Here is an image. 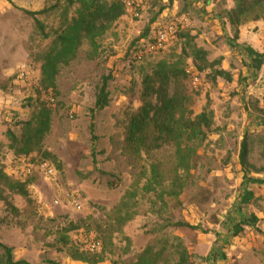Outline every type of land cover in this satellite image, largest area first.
<instances>
[{
    "label": "rangeland",
    "instance_id": "rangeland-1",
    "mask_svg": "<svg viewBox=\"0 0 264 264\" xmlns=\"http://www.w3.org/2000/svg\"><path fill=\"white\" fill-rule=\"evenodd\" d=\"M56 3L55 11L37 17L49 35L45 40L23 11L37 12ZM233 6L231 0H141L139 17L126 11L99 41L98 58L89 60V46L83 43L76 59L59 71L53 96L39 88L38 59L78 6H69L68 0H0V85L10 101L1 125L19 137L21 123L47 102L51 126L42 149L56 159L48 160L56 170L54 179L35 170L23 177V166L43 161L41 155L17 158L9 142L0 145V173L13 181L31 180L25 195L9 191L0 180V243L12 249L14 261L133 264L148 246L165 249L164 258L173 260V247L181 243L190 254L189 264H264V186L248 187L255 200L237 210L247 188L238 160L244 137L254 177L264 179V64L252 73L241 50L249 46L233 40L226 19ZM160 26H173L174 36L163 51L144 52ZM240 28L246 37L257 38L264 32V18ZM147 30V38L137 42ZM182 32L195 37L215 68L196 70L179 38ZM258 51L264 54L263 44ZM179 58L190 71L185 87L193 112L208 107L214 115L207 140L192 145L195 157L187 172L176 170L172 146L139 158L125 149L128 120L140 107L143 78L160 61L176 63ZM22 66L28 70L25 82L17 78ZM214 70L229 73L231 80L214 77ZM108 75L109 105L92 119L96 88ZM192 75L198 77L196 85ZM151 166L157 167L159 185L146 192L153 178ZM177 177L183 186L175 199L168 193ZM72 193L81 201L80 211L67 201ZM55 200L60 206L53 205ZM252 217L257 219L254 226L247 223ZM177 222L196 229L170 226ZM234 222L242 223L237 236L228 230ZM88 241H98L101 250L86 252Z\"/></svg>",
    "mask_w": 264,
    "mask_h": 264
},
{
    "label": "trees",
    "instance_id": "trees-1",
    "mask_svg": "<svg viewBox=\"0 0 264 264\" xmlns=\"http://www.w3.org/2000/svg\"><path fill=\"white\" fill-rule=\"evenodd\" d=\"M233 8L226 13V19L230 30L233 32V40L239 37V28L250 21H259L264 18V0H231ZM68 5H77L74 15L69 21L62 24L60 31L55 33V37L49 48L38 59L40 64L39 88L44 92H52L55 96L56 77L59 71L69 66L77 57L78 51L86 42L90 52L89 60H95L99 56V41L109 31L111 26L120 18L125 16L126 9L121 0H68ZM59 3L44 8L37 12L23 11L25 15L33 20L34 26L43 39H48L43 24L38 20V16L47 15L55 11ZM147 32L137 42L147 38ZM179 38L184 40L188 48L187 56L192 60L194 67L199 72L206 69L215 68L216 63H209L207 51L201 49L194 43V38L187 32L179 34ZM247 59L250 61L252 73L261 70L264 64V54L256 52L250 47L241 48ZM214 77H219L225 81H230L229 73L222 70H214ZM188 74L183 66V61L179 58L176 63L160 61L151 75H146L141 83L140 107L136 113L130 116L126 129L125 149L132 157L139 158L141 154L148 155L158 151L165 146H172L175 150L176 170L187 172L191 160L195 157L192 145L202 143L207 140L214 126L213 112L207 107L202 112L195 114L192 110V96L187 94L185 82ZM111 75L103 76L96 88L94 106L90 110L91 118L108 107L109 91L108 84ZM21 134L18 137L10 129L6 130V138L9 142L8 148L17 158L28 157L33 153L41 155L43 161L53 160L55 157L43 151V141L48 135L51 126V109L47 102L39 104L37 112L32 118L21 123ZM264 126V125H263ZM92 142H95L94 126H90ZM92 149V157L93 155ZM249 144L247 137L243 138L240 146L238 160L241 167L244 185L237 201V210L255 200L254 193L249 190L252 186H264V179L254 177L255 167L248 162ZM93 162L95 160L93 159ZM153 178L148 181L146 192L153 191L159 185L157 179V167L151 166ZM0 180L9 191L19 195L26 194V188L31 183L27 179L24 182L13 181L8 176L0 173ZM183 181L177 177L173 182L169 196L177 199L181 193ZM249 187V188H248ZM242 222V221H241ZM241 222L231 224L230 232L237 236L241 231ZM257 222L252 217L249 223L254 226ZM175 229L185 228L195 230L196 227L187 223L177 222L172 225ZM175 258H164L165 249L146 247L138 259L133 264H189L190 254L187 249L177 243L174 247ZM2 254L0 264H29L25 261H14L12 249L0 243ZM117 264V263H113Z\"/></svg>",
    "mask_w": 264,
    "mask_h": 264
},
{
    "label": "built area",
    "instance_id": "built-area-1",
    "mask_svg": "<svg viewBox=\"0 0 264 264\" xmlns=\"http://www.w3.org/2000/svg\"><path fill=\"white\" fill-rule=\"evenodd\" d=\"M123 3L126 11L133 12L135 17H139V8L141 4V0H121ZM153 39L150 42H146L147 46L145 48L146 53H155L158 51H163L166 48L169 40L174 36L175 30L173 26L167 27H156L154 30ZM144 52H140L137 54L138 59H141ZM188 75H190V71H186ZM193 84L196 85L198 83V77L196 75H192ZM22 82H25L28 78V70L25 66H22L17 77ZM262 109L264 110V103L261 105ZM34 170L36 173L41 177H46L49 179H54L56 177V170L54 166L49 163L48 161H38L36 163H28L23 166L22 172L23 177H30L34 174ZM68 203L71 207L76 210L80 211L82 208L81 201L79 197L75 194L66 195ZM54 206H60V201L55 200L53 202ZM86 252L93 254L97 253L101 250V244L98 241H88L86 242Z\"/></svg>",
    "mask_w": 264,
    "mask_h": 264
},
{
    "label": "crops",
    "instance_id": "crops-1",
    "mask_svg": "<svg viewBox=\"0 0 264 264\" xmlns=\"http://www.w3.org/2000/svg\"><path fill=\"white\" fill-rule=\"evenodd\" d=\"M239 32L240 33L238 37L239 38L238 42L240 44H246L256 52H260L258 51L260 46L262 44L264 45V32H261V34H259L257 38L246 37V35L242 33L241 28H239ZM224 68L226 69V67ZM3 89H4V85H0V145L6 143V141L8 142L5 135L6 131H4V127L1 125V122H2V112L6 110L5 108L8 107L10 101H9V96L4 93Z\"/></svg>",
    "mask_w": 264,
    "mask_h": 264
}]
</instances>
